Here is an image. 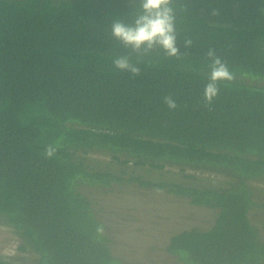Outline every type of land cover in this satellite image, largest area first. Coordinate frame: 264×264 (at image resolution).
Here are the masks:
<instances>
[{"label": "trees", "instance_id": "obj_1", "mask_svg": "<svg viewBox=\"0 0 264 264\" xmlns=\"http://www.w3.org/2000/svg\"><path fill=\"white\" fill-rule=\"evenodd\" d=\"M173 7L179 56L157 49L138 60L111 35L115 20L133 21V0H0V220L33 264H126L81 191L119 183L218 209L210 228L170 237L180 264H264L251 219L264 207L252 185L264 183V0ZM209 50L233 76L211 104ZM122 55L139 74L115 68ZM169 165L186 180L139 172L172 175Z\"/></svg>", "mask_w": 264, "mask_h": 264}, {"label": "rangeland", "instance_id": "obj_2", "mask_svg": "<svg viewBox=\"0 0 264 264\" xmlns=\"http://www.w3.org/2000/svg\"><path fill=\"white\" fill-rule=\"evenodd\" d=\"M92 156L109 160L107 155ZM174 174L140 170L158 177L186 180L178 167L167 166ZM193 172L188 169L187 173ZM217 180L222 175L203 173ZM255 200L264 204V183L253 181ZM81 191L93 202L94 210L111 239L113 253L126 264H180L175 255L166 250L170 237L192 227L210 228L218 209L193 204L188 198L176 196L166 190L141 187L135 183H119L110 188L83 186ZM251 219L264 236V207H254ZM25 240L11 225L0 220V255L15 264H33L35 253L22 249Z\"/></svg>", "mask_w": 264, "mask_h": 264}, {"label": "clouds", "instance_id": "obj_3", "mask_svg": "<svg viewBox=\"0 0 264 264\" xmlns=\"http://www.w3.org/2000/svg\"><path fill=\"white\" fill-rule=\"evenodd\" d=\"M138 8L133 13V21L127 23L117 19L111 26V35L126 49H130L137 59L151 55L157 49H162L168 57H178L176 14L174 0H133ZM191 41H186L190 45ZM211 60L209 82L205 85L204 98L208 104L218 95V83L231 80L233 76L227 64L222 62L209 50ZM115 68L139 74L140 69L132 62L131 55L118 56L113 60ZM164 102L169 108L175 109L176 102L171 96L165 97ZM54 149L49 147L47 154L53 155ZM102 230V229H101Z\"/></svg>", "mask_w": 264, "mask_h": 264}]
</instances>
